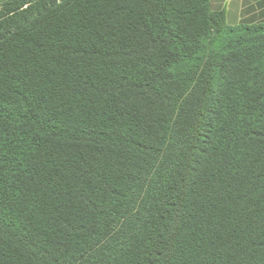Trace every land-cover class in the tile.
<instances>
[{"label": "trees", "instance_id": "16d2710c", "mask_svg": "<svg viewBox=\"0 0 264 264\" xmlns=\"http://www.w3.org/2000/svg\"><path fill=\"white\" fill-rule=\"evenodd\" d=\"M0 264H264V24L0 0Z\"/></svg>", "mask_w": 264, "mask_h": 264}, {"label": "crops", "instance_id": "0c3cea01", "mask_svg": "<svg viewBox=\"0 0 264 264\" xmlns=\"http://www.w3.org/2000/svg\"><path fill=\"white\" fill-rule=\"evenodd\" d=\"M212 11H222L230 26L264 24V0H209Z\"/></svg>", "mask_w": 264, "mask_h": 264}]
</instances>
